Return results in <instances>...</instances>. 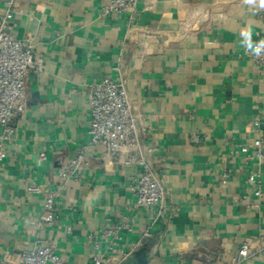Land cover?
<instances>
[{"label": "crops", "instance_id": "0c3cea01", "mask_svg": "<svg viewBox=\"0 0 264 264\" xmlns=\"http://www.w3.org/2000/svg\"><path fill=\"white\" fill-rule=\"evenodd\" d=\"M9 1L0 0V20ZM15 1L5 29L30 36L38 62L0 162V261L15 262L44 238L66 264H91L87 235L127 215L132 230L116 245L129 255L116 264L139 252L144 264H228L243 241L251 256L242 264H264L262 167L234 154L247 145L254 156L255 121L264 132V72L244 51L264 38V0H139L132 13L110 16L102 12L109 0ZM103 78L126 89L139 150L166 190L149 213L134 207L140 169L124 163L128 149L110 158L90 144L87 86ZM82 146L81 180L61 182L57 168ZM251 175L259 187L246 182ZM33 186L55 195L51 228L37 224L45 212Z\"/></svg>", "mask_w": 264, "mask_h": 264}, {"label": "built area", "instance_id": "2783aa9c", "mask_svg": "<svg viewBox=\"0 0 264 264\" xmlns=\"http://www.w3.org/2000/svg\"><path fill=\"white\" fill-rule=\"evenodd\" d=\"M138 2L139 0H109L102 12L106 16L132 13ZM19 9V4L15 0H10L2 10L0 20V162L6 157V143L14 134V116L23 113L26 107V76L38 62L33 52L31 37L19 39L5 29ZM244 51L250 55L252 64L260 72H264V38L245 45ZM87 87L90 144L103 145L105 154L110 158H116L121 149L126 147L129 153L124 163L140 169L139 175L133 178L130 187L135 196L134 207L145 213H149L155 207H161L166 198V190L158 174L139 150V130L126 89L111 78H103ZM254 126L257 128V135L251 142L255 149L254 156L248 153L247 145H237L234 154H244L247 161L255 158L261 164L264 178V132L258 129L257 121L254 122ZM86 148L87 146H82L70 163L57 168V177L61 182L81 180L78 170L89 162ZM220 179L222 183H226L229 175L223 172ZM246 182L256 184L258 187L261 183L259 177L255 178L253 175L249 176ZM27 190L29 193L43 194L45 213L37 224L46 228L53 227L55 195L42 193L40 188L34 186ZM255 195L261 196L259 188ZM242 201L251 209L257 207L254 203L248 202L246 197H243ZM131 224V218L124 215L118 224L103 229L98 235L89 233L86 243L93 251L91 264H116L128 257L129 253L117 248L116 243L122 239L123 232L132 230ZM57 250L58 246L54 240L42 238L38 239L35 249L20 253L15 262L4 260L0 261V264H66L57 254ZM250 256V244L243 241L237 255L228 264L245 263Z\"/></svg>", "mask_w": 264, "mask_h": 264}, {"label": "water", "instance_id": "95a60500", "mask_svg": "<svg viewBox=\"0 0 264 264\" xmlns=\"http://www.w3.org/2000/svg\"><path fill=\"white\" fill-rule=\"evenodd\" d=\"M206 18V14H204V15H202L199 19H198V21H197V23L193 26V28H192V30H196L197 29V27H198V24L202 21V20H204ZM172 41H176V40H178V37L177 36H174V37H172V38H170ZM148 257H146L145 255H144V253L143 252H139V253H135V254H133L132 256H130L127 260H125L123 263H121V264H144V263H146L147 261H148Z\"/></svg>", "mask_w": 264, "mask_h": 264}, {"label": "clouds", "instance_id": "9594fccd", "mask_svg": "<svg viewBox=\"0 0 264 264\" xmlns=\"http://www.w3.org/2000/svg\"><path fill=\"white\" fill-rule=\"evenodd\" d=\"M189 246V242H187V241H185V242H181L179 245H178V247H180V248H187Z\"/></svg>", "mask_w": 264, "mask_h": 264}]
</instances>
